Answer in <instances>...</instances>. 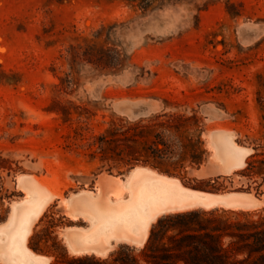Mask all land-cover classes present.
<instances>
[{"label": "rangeland", "instance_id": "rangeland-1", "mask_svg": "<svg viewBox=\"0 0 264 264\" xmlns=\"http://www.w3.org/2000/svg\"><path fill=\"white\" fill-rule=\"evenodd\" d=\"M127 128L128 141H98ZM255 152L262 154L255 169L264 170V0H0V235L25 196H37L32 184L49 195L41 213L23 223L25 263L110 260L121 247L140 258L159 218L212 209L264 213V173L244 171ZM134 169L127 186L159 174L155 181L172 179V187L161 180L168 188L176 180L180 197L189 190L207 195L203 201L224 194L243 201L250 194L257 206L238 198L244 210L208 208L209 200L204 208L195 193L197 204L174 195L175 207L161 203L157 212L166 208L157 213L146 205L153 218L145 212L144 222L135 216L124 224L102 194ZM101 176L113 177L103 189ZM95 186L97 210L89 212L82 192L96 194ZM95 212L115 215L107 218L120 225L112 229L94 214L93 227ZM105 221L112 228L99 230ZM13 243L0 242V264H23L4 248Z\"/></svg>", "mask_w": 264, "mask_h": 264}, {"label": "trees", "instance_id": "trees-1", "mask_svg": "<svg viewBox=\"0 0 264 264\" xmlns=\"http://www.w3.org/2000/svg\"><path fill=\"white\" fill-rule=\"evenodd\" d=\"M129 130L108 132L112 138L98 141H128ZM259 155L247 158L246 176L264 173L254 166ZM258 162L264 165L263 159ZM132 253V248L121 247L110 260L82 256L67 258L64 264H264V213L212 209L165 216L151 226L140 258Z\"/></svg>", "mask_w": 264, "mask_h": 264}, {"label": "bare ground", "instance_id": "bare-ground-1", "mask_svg": "<svg viewBox=\"0 0 264 264\" xmlns=\"http://www.w3.org/2000/svg\"><path fill=\"white\" fill-rule=\"evenodd\" d=\"M260 27V26H259ZM257 36V35H256ZM243 37V36H242ZM187 69V68H186ZM213 135V134H212ZM211 137V136H210ZM229 139H231V138H229ZM232 140L233 139H231V140H229V141H231V143H232ZM215 141V140H214ZM228 142V141H227ZM228 144H229V142H228ZM234 144V143H233ZM236 146V145H235ZM240 148V147H239ZM237 149V150H234L236 153H237V151H239V152H242L241 151V149ZM231 149V148H230ZM246 149V148H245ZM232 150V149H231ZM248 150H250V149H248ZM219 151V150H218ZM233 151V152H234ZM251 151V150H250ZM221 152V151H220ZM215 153V152H214ZM214 153H213V155H214ZM224 153V152H223ZM219 154H221V153H219ZM224 154H226V153H224ZM238 154V153H237ZM243 154H245V153H243ZM248 154H246V156H247ZM217 156H218V154H217ZM240 156H241V154H240ZM214 157V156H213ZM226 157V156H225ZM225 157H224V159H225ZM216 158H220V157H216ZM238 158H240L241 159V157H238ZM243 158H245V157H243ZM236 160H237V158H236ZM242 160V159H241ZM215 161V160H214ZM240 161V160H239ZM216 162L218 163V160L216 159ZM221 162H223V160H221ZM220 162V163H221ZM241 163H243V161H240ZM239 163V162H238ZM241 163H239V166H240V164ZM235 164H237L236 162H235ZM220 166L222 165V163L221 164H219ZM229 165V164H228ZM223 166V165H222ZM226 166V165H225ZM242 166V165H241ZM234 167H236V166H234ZM238 168V167H237ZM143 169V168H142ZM228 169V168H227ZM139 170H140V168H139ZM147 170V169H146ZM221 170V169H220ZM224 169H222V171H223ZM137 171V169H134L133 171H131V172H129L125 177H124V180H118L120 183L118 184V182H117V184H115L116 182L115 181H117L115 178V180H114V182L112 181V183H108L109 185H111V184H113V185H117V187H115V188H113L111 191H110V193L108 194V195H105L106 194V192H105V194H102L103 196H102V199H103V197L105 198V201H106V198H107V202L108 203H110L111 204V208H114L113 209V214H114V212H115V215H119V216H117L119 219L118 220H120V221H124V224H125V222L126 223H128V221L129 220H133V218L136 216V217H140L139 219H142L143 217L144 218H148L147 216H145V214L147 213L146 212V209H150V207L152 206L155 210H154V212H157V208H160V207H158V206H160L159 204H164L165 206L167 205H169V203H170V201L172 202V205H173V207H175L174 206V195H178L179 196V194H180V192H182V190L181 191H178L177 190V188H176V180L174 179L173 181H175V185L173 186L174 188L173 189H175L173 192H172V188H168V186L170 187H172V183H171V181H172V179H171V181H169L168 180V178H166L168 181H169V184L170 185H164L163 183H164V181L166 180L165 178H163V179H160V181L158 182V181H155L156 179H157V177L158 178H161V176H159V174L158 175H156V174H154V175H152V177L154 176V178H155V176H157L155 179L154 178H152L153 179V181L152 180H150V178L151 177H146V175H147V173H144L145 175H142L143 177H145L146 178V180L145 181H147L148 180V178H149V180H148V183L147 182H145V183H147V184H145V185H139L140 184V181H141V184L144 182L143 180H144V178L142 179V178H138L139 180L138 181H135L134 183H132L130 186H127V184H129L128 182H129V179L131 178V176L134 174H136L135 172ZM141 171V170H140ZM144 171H145V169H144ZM199 171H201V170H199ZM224 171H226V169L224 170ZM229 171V170H228ZM233 170L230 168V172L228 173V174H230L231 172H232ZM146 172H148V171H146ZM151 171H149L148 173H150ZM138 173V172H137ZM141 173H142V171H141ZM153 173H155V172H152V174ZM223 173V172H222ZM143 174V173H142ZM224 174V173H223ZM102 175H104V174H102ZM139 175H141V174H139ZM226 175H227V173H226ZM105 176V175H104ZM142 176H139V177H142ZM148 176H150V174L148 175ZM102 177V176H101ZM105 177H108V176H105ZM105 177H102V179H101V187L100 188H102V183L104 184V182H102V181H106V182H111V179L113 180V177L111 178L110 176H109V178H110V180L108 179V178H105ZM164 177V176H163ZM98 178H99V176H98ZM132 179V178H131ZM130 179V180H131ZM165 179V180H164ZM170 179V178H169ZM137 180V179H136ZM161 180L163 181V183L161 182ZM166 180V181H167ZM98 181V180H97ZM96 181V182H97ZM143 181V182H142ZM150 181H152V182H150ZM99 182V181H98ZM105 182V184H104V187L106 186V183ZM139 182V183H138ZM137 183V184H136ZM28 184H30L29 186H31V183H29L28 182ZM136 184V185H135ZM144 184V183H143ZM165 184H168L167 182L165 183ZM94 185H96V184H94ZM113 185H111V186H113ZM137 185H139L138 187H137ZM178 185V184H177ZM29 186H27L28 188H29ZM97 186V185H96ZM95 186V188H96V194H94V192H82V194L83 193H85V194H88L89 196L88 197H86L85 198V203L83 204V206H82V208L84 209V210H88V209H90L91 211H93L94 209H95V204H94V198L97 196V194H99L100 193V188L99 187H96ZM110 186V187H111ZM178 186H180V185H178ZM33 187V188H32ZM32 187H31V189H30V191L32 192V189L35 191V192H37V196L35 197V198H33V199H31V197L29 196V195H26L25 196V198L23 199V204L20 206V207H18L16 210H14V214H13V222H12V241L14 242L13 244H14V247H13V250H14V252H15V255H16V257H18L19 259H18V261H22V263L23 264H28V263H25L26 262V260L28 261V259H26L27 257H29L28 256V254H27V252L25 253V250L22 248V244H23V242H24V240H23V236H24V232H23V230H24V227H23V223H24V225L26 224V222H29V220L30 221H32L35 217H37L40 213H41V211H42V209L44 208V206L45 205H47L46 203H47V201L49 200V195L47 194V193H45V192H40L39 190H37L34 186H33V184H32ZM108 187V186H107ZM99 188V189H98ZM103 189V188H102ZM115 189V191L113 192V190ZM107 190V189H106ZM110 189H108V191H109ZM183 190H185L186 191V189H183ZM49 192V191H48ZM113 192V193H112ZM184 192V191H183ZM192 194V192L191 191H187V194H186V196H184V193H183V195H182V193H181V197L180 198H182V196H184V199L186 198V197H189V196H192L190 193ZM50 193V192H49ZM79 193H81V192H79ZM195 193V192H194ZM193 193V195H194V197L192 196V200H190V201H193V199L195 198V194L197 195L196 196V198L198 199L199 197H200V199H201V201H200V199H199V202H202V204L201 203H199L198 202V200L197 199H194V203H195V200H196V203L195 204H197V202L202 206L203 205V203H205V202H208V200H209V204H207V205H209V207L208 208H211L210 206H213L214 207V205L216 206V204H222V206H224V205H226L227 207V209L230 207L231 209H233L234 210V208H237V207H241L242 206V204L241 203H239L241 200H242V198L241 197H238L239 199H240V201L238 200H235V199H238L237 198V196L235 195V196H233L232 195V198L235 200H226V198H225V196L224 195H226V194H224L222 197H218L217 199H216V195H215V198H214V196L213 195H209V197L206 199V201H203L202 199H205L206 197H207V195H204L203 193L201 194V193H199L198 192V194L197 193H195L194 194ZM51 194V193H50ZM189 194V195H188ZM232 194V193H231ZM237 194V193H236ZM239 194V193H238ZM80 195V194H79ZM188 195V196H187ZM199 195V196H198ZM227 195H229V194H227ZM241 195H243V194H241ZM240 195V196H241ZM249 195L250 194H248V197H249ZM53 196V195H52ZM99 196V195H98ZM97 196V197H98ZM101 196V195H100ZM106 196V197H105ZM178 196H177V198H178ZM205 196V197H204ZM211 196L213 197V201H212V198H211ZM219 196V195H218ZM245 196V195H244ZM251 196V195H250ZM230 197V196H229ZM236 197V198H235ZM247 196L246 197H243V201H244V198H245V200L248 198ZM101 198V197H100ZM100 198H99V201H100ZM176 198V199H177ZM180 198H178V200L180 199ZM223 198H225V200L226 201H223L224 199ZM250 198H252V196L250 197ZM249 198V199H250ZM186 199H188L189 200V198H186ZM211 199V200H210ZM249 199H247V200H249ZM253 199V202L254 203H256L257 201H255L254 200V198H252ZM251 199V200H252ZM66 200V199H65ZM64 200V201H65ZM177 200V201H178ZM180 200H182V199H180ZM188 200H186V201H188ZM222 200V202L220 203V201ZM263 200H264V196H263ZM67 201V200H66ZM66 201H65V203H66ZM104 201V200H103ZM176 201V202H177ZM217 201V202H216ZM243 201H241V202H243ZM250 201V200H249ZM21 202V201H20ZM106 202V203H107ZM146 202H147V204H146ZM176 202H175V205H176ZM252 202V203H253ZM260 202H262L261 201V198H260ZM61 203V202H60ZM62 203H63V200H62ZM102 203V202H101ZM181 202L179 201L178 203H177V206H180L181 204H180ZM183 203V202H182ZM185 203H187V202H185V200H184V204ZM223 203H224V205H223ZM226 203V204H225ZM254 203L253 204H251V201L249 202V204L250 205H254ZM69 204H71V203H68V205ZM162 204H161V206H162ZM179 204V205H178ZM183 204V205H184ZM191 204H192V202H191ZM194 204V205H195ZM198 204V205H199ZM244 204H246L245 202H243V205ZM248 204V202H247V206H246V208L248 209V206H250ZM62 205H64V204H62ZM102 205V204H101ZM146 205H150V207L148 208ZM171 205V204H170ZM169 205V206H170ZM206 205V206H207ZM66 206H67V204H66ZM164 206V207H165ZM166 206V207H167ZM168 206V207H169ZM176 206V207H177ZM206 206L204 205V206H202V207H204V208H206ZM221 206V205H220ZM257 206V205H256ZM255 205L254 206H252L251 208H255L256 207ZM64 207V206H63ZM69 207H70V205H69ZM125 208V209H128V210H126V212L125 213H123L125 210L124 209H121V208ZM164 207H162V209H160V210H158V212L157 213H159V211L160 212H162L163 211V208ZM165 207V208H166ZM171 207V206H170ZM212 207V208H213ZM225 207V206H224ZM65 208V207H64ZM115 208H119L121 211H122V213L123 214H121V211L120 210H118V212H120V214L117 212V210L115 209ZM152 208V209H153ZM180 208H182V206H180ZM185 207H183V209H184ZM207 208V209H208ZM229 208V209H230ZM242 208H243V206H242ZM242 208H241V210H242ZM245 208V209H246ZM253 208V209H254ZM95 210H97V209H95ZM94 210V211H95ZM236 210H239V209H236ZM243 210H244V208H243ZM89 211V210H88ZM148 212H150V211H152L151 213H153V216L152 215H149L150 213H147V215L148 216H151V218H153L154 217V212H153V210H147ZM90 212V211H89ZM96 212H101V211H96ZM92 213V215H91V217H90V219H91V221H90V223L92 224L93 223V227H94V224L96 223L95 222V220H96V218H97V216H98V218H97V221H98V219H99V216L100 217H102L101 216V214H98V213ZM107 212H110V213H112L111 212V210L110 211H107ZM106 212V213H107ZM117 212V213H116ZM146 212V213H145ZM104 213H105V211H104ZM105 213V214H106ZM110 213H108L110 216L112 215V214H110ZM156 213V214H157ZM66 214H70L69 212L68 213H66ZM91 214V213H90ZM89 214V215H90ZM94 214H98L97 216L96 215H94ZM108 214H107V217L108 218H110L109 216H108ZM144 214V215H143ZM77 215V214H76ZM75 215V216H76ZM94 215V216H93ZM115 215H112L111 217L113 218V216H115ZM140 215V216H139ZM141 215H143V217L141 216ZM69 216V215H68ZM71 216H72V214H71ZM78 216V215H77ZM76 216V217H77ZM96 216V217H95ZM106 216V215H105ZM105 216H103V220L102 219H99L101 222L102 221H104V220H109V221H111L110 223H112L113 222V219H108L107 217H105ZM156 216V215H155ZM70 217V216H69ZM95 217V219L93 220V218ZM117 217H115V219L117 218ZM142 217V218H141ZM157 217V216H156ZM71 218V217H70ZM73 218H74V216H73ZM105 218V219H104ZM107 218V219H106ZM32 219V220H31ZM115 219H114V221H115ZM122 219V220H121ZM149 219H150V217H149ZM117 220V219H116ZM117 220V221H118ZM137 219H135V221H136ZM143 220V219H142ZM141 220V221H142ZM147 220V221H146ZM145 221V227H147L148 226V219H146ZM85 221V220H84ZM100 221H98L99 223H101ZM116 221V222H117ZM139 221V220H138ZM141 221H139V222H141ZM153 221V220H152ZM151 220L149 221V222H152ZM95 222V223H94ZM96 223V225L97 224H99V223ZM142 222H144V220L142 221ZM141 222V223H142ZM32 223V222H31ZM104 223V222H103ZM102 223V224H103ZM108 221L106 222L105 221V223L103 224V225H101V227H99L98 228V226H100V225H98V226H96L99 230L100 229H106V227H108L109 228V230H110V227L112 228V226H109V225H111ZM117 223H120V222H117ZM121 223H123V222H121ZM135 223H137V221L135 222ZM135 223H134V226H135ZM28 224V223H27ZM133 224V223H132ZM151 224V223H150ZM112 225H114V222H113V224ZM118 225H120V224H117L116 226H117V228H118ZM123 225V224H122ZM121 225V226H122ZM137 225V224H136ZM28 226V225H27ZM126 226H128L127 227V229H128V231L127 232H129V230H132L129 226H131V224H127ZM133 226V225H132ZM134 226H133V228H134ZM115 227V225L113 226V228L112 229H117V228H114ZM125 226L123 225V227L122 228H124ZM137 226H135V228H136ZM143 227V226H142ZM145 227H143V228H145ZM96 228V229H97ZM130 228V229H129ZM138 228H139V224H138ZM147 228H149V226L147 227ZM26 229H27V227H26ZM95 229V228H94ZM142 229V228H141ZM7 230V229H6ZM80 230V229H79ZM99 230H96V231H99ZM109 230L108 231H106L107 233L105 234L106 236H107V234H108V232H109ZM148 230V229H147ZM5 231V230H4ZM27 231V230H26ZM113 231H115V230H113ZM141 231V230H140ZM139 231V232H140ZM145 231V230H144ZM100 233H101V231H99ZM138 232V233H139ZM103 233V232H102ZM138 233H137V235H138ZM147 234V233H146ZM91 235V234H90ZM90 235H86L85 237H84V235L82 236V235H79L78 236V238L80 237V236H82L84 239H86V237L88 238ZM93 235V234H92ZM96 237H97V239L98 238H100V237H98V233L96 232ZM102 235V234H101ZM111 236V234H108V236ZM65 236V235H64ZM94 236H95V230H94ZM94 236H91V237H94ZM100 236V235H99ZM105 236V237H106ZM109 236V237H110ZM25 237V236H24ZM82 237H80L79 239H81ZM91 237H90V239H88V241L89 240H91ZM101 237H104V236H101ZM107 238V237H106ZM105 238V239H106ZM93 239V238H92ZM96 239V238H95ZM87 240V239H86ZM99 241H100V239H98ZM98 240H97V243H98ZM102 240H104V238H102ZM101 240V241H102ZM108 240H109V238H108ZM88 241L86 242V241H84V243H85V245H86V243H88ZM1 242V241H0ZM81 242V241H80ZM92 242V240L90 241V243ZM89 243V244H90ZM93 243H96V242H93ZM77 244V243H76ZM80 245L82 244V245H84L83 244V242L82 243H79ZM74 245V244H73ZM84 245V246H85ZM88 245V244H87ZM83 246V247H84ZM140 246V245H139ZM82 247V246H81ZM74 248H75V245H74ZM80 248V247H79ZM70 250V249H69ZM70 252V251H69ZM105 252V251H104ZM86 253H88V252H86ZM74 254V253H73ZM106 254V253H105ZM27 255V257L26 258H24L25 256ZM78 255H80V254H78ZM98 255V254H97ZM100 255V254H99ZM21 259H24V261L23 260H21ZM37 260H35V262H36ZM34 262V259H33V261L32 262H30L29 264H34L33 263ZM37 264V263H36Z\"/></svg>", "mask_w": 264, "mask_h": 264}, {"label": "crops", "instance_id": "crops-1", "mask_svg": "<svg viewBox=\"0 0 264 264\" xmlns=\"http://www.w3.org/2000/svg\"><path fill=\"white\" fill-rule=\"evenodd\" d=\"M12 222H13V217H12ZM7 231H9V232H7ZM2 233V235H0V241L2 242V245L4 244V243H6V241L8 242V241H10V239H11V241H12V229L11 228H7V230H5V231H1ZM13 246H14V244H13ZM4 248H6V250H9V251H12V253H15L14 252V250L12 249H10V248H8L6 245H5V247ZM8 248V249H7ZM6 250H5V252H6ZM9 253V252H8ZM11 253V252H10ZM9 255V254H8ZM15 255V254H14ZM22 263V262H21Z\"/></svg>", "mask_w": 264, "mask_h": 264}, {"label": "water", "instance_id": "water-1", "mask_svg": "<svg viewBox=\"0 0 264 264\" xmlns=\"http://www.w3.org/2000/svg\"><path fill=\"white\" fill-rule=\"evenodd\" d=\"M131 170H132V169H131ZM131 170H130V171H131ZM130 171H128L126 174H128Z\"/></svg>", "mask_w": 264, "mask_h": 264}]
</instances>
